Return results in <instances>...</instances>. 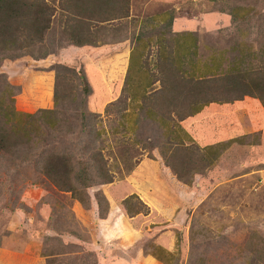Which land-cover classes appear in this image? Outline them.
Wrapping results in <instances>:
<instances>
[{
	"label": "rangeland",
	"instance_id": "374dc122",
	"mask_svg": "<svg viewBox=\"0 0 264 264\" xmlns=\"http://www.w3.org/2000/svg\"><path fill=\"white\" fill-rule=\"evenodd\" d=\"M45 2L52 8L51 24L42 40L24 49L20 58L0 59V91H11L19 114L53 108L54 74L67 79L70 67V37L87 36L74 21L76 17L63 8L64 1ZM220 7L219 2L210 0H128L127 16L98 25L91 45L125 38L124 46L104 56L115 60L107 64L111 73L118 76L121 68L123 57L117 51L125 52L130 46L137 53L134 68L147 57L142 68L154 72L156 46L149 48L154 37L149 35V45L141 46L150 25L158 28L168 12L173 17L172 33L195 36L200 60L205 57L206 61L212 50L225 49L228 41L242 39L252 48L264 43V25L258 20L218 29L217 15L229 21L226 14L217 12ZM260 8L264 15L262 3L256 7ZM203 13L216 15L201 21ZM163 38L168 39L166 35ZM128 60H124L125 66ZM42 65L47 68L42 69ZM124 81L123 76V84L117 86V79H113L100 103L96 93L85 98L89 115L83 123L98 136L84 130L80 145L90 141L99 147L112 166L114 178L109 184L86 190L87 208L67 192L55 189L30 164L0 151V264H261L258 254L250 252L264 248V109L259 101L243 97L209 104L183 120L171 116L179 128L163 121L169 125L166 129L176 131L173 141H168L160 136L168 130L161 129L151 117L145 118L138 100L129 102L124 97ZM64 107L62 123L53 134L55 149L78 141L76 108ZM126 112L136 116H127L125 122L120 116ZM174 138L181 146L172 158ZM208 147L216 152L210 163L202 160ZM160 150L175 171L160 158ZM98 191L108 204L101 220L94 200ZM129 195L144 204L146 214L124 210L120 202Z\"/></svg>",
	"mask_w": 264,
	"mask_h": 264
},
{
	"label": "trees",
	"instance_id": "16d2710c",
	"mask_svg": "<svg viewBox=\"0 0 264 264\" xmlns=\"http://www.w3.org/2000/svg\"><path fill=\"white\" fill-rule=\"evenodd\" d=\"M61 1L65 2L63 8L68 9L69 15L75 16L78 20L74 21L80 24L82 30L87 31V36L70 37V45L92 44L98 25L121 20L127 16L128 0ZM210 1L221 4L217 12L229 17L230 26L235 27L237 22L248 23L251 20H258L260 26L264 25L261 8L259 11L256 9L260 3L264 5L263 0ZM51 10L50 4L45 0H0V59L20 58L24 49L32 47L35 41L40 42L44 32L50 27ZM115 12L118 15H115ZM171 14V12L163 14L165 19L160 22L158 28H155V24L150 25L151 31L147 33L146 43L141 46L149 45L152 38L149 35L154 37L149 45V48L156 46L152 62L154 72H151L149 67L142 68L147 57L134 68L137 53L130 51L122 88L124 97L128 98L129 102L138 100L141 103H138L140 113L145 118L151 117V120L157 122L163 130L169 128V125L166 126L167 121L172 123V128H179L171 121V116L172 119L183 120L199 113L203 107L212 103H228L250 97L257 99L264 109V43L261 42L257 48H252L242 39L228 41L225 49L212 50L206 61L205 57L200 60L197 55V40L192 33L170 31L173 19ZM69 28L71 31L75 29ZM155 29L157 30L154 31ZM164 35L167 36V41L164 40ZM139 38L137 37L135 41ZM8 53L16 54L7 55ZM66 74L67 79L61 74H54L53 108L38 110L34 114H19L12 104L11 91L6 89L0 91V151L30 164L55 189L67 192L72 200L87 208L89 199L86 190L111 183L114 179L113 170L103 158L99 147L92 146L90 141L82 145L83 148L80 145L81 133L84 130L89 135L94 133L96 137L98 136V132H93L83 123L89 115L84 104L90 88L82 71L68 67ZM73 78L79 84V91ZM157 86L159 87L156 89ZM65 104L73 105L78 113L79 125H76L79 127L76 136L78 141L76 144L68 142V147L65 144L59 145L55 149L53 145L56 137L53 134L59 130L62 123L60 115L66 112ZM112 105L113 103L108 106ZM107 110L109 107H106ZM127 113L120 116L125 122L128 120H125L127 116H136L133 112ZM118 125H121V121ZM174 129L168 132L161 131V138L173 141L172 134L176 132ZM175 139L173 152L170 153L172 158L181 146ZM212 153L216 155L213 148L208 147L205 156L202 157L203 162L210 163ZM159 155L166 166L175 171L162 150L159 151ZM94 200L98 218L101 220L107 212V201L99 191L94 193ZM120 203L126 212L134 215L146 214L147 208L134 195L127 196ZM130 203L132 206H129ZM109 212L111 213L112 209ZM250 252H256L258 262L264 264V248L260 247L258 251Z\"/></svg>",
	"mask_w": 264,
	"mask_h": 264
},
{
	"label": "crops",
	"instance_id": "0c3cea01",
	"mask_svg": "<svg viewBox=\"0 0 264 264\" xmlns=\"http://www.w3.org/2000/svg\"><path fill=\"white\" fill-rule=\"evenodd\" d=\"M204 14L205 13L199 15L201 18V21L204 17H214L216 15V14H211V13H206L205 15ZM217 18H220V20H217L218 22L215 23V24H219V26H217L218 29H227L230 26L229 24L230 20L226 21L225 18L221 17L220 15H217ZM205 20H207V18ZM201 21H200V24H201ZM176 22H174V24ZM173 30L175 31V27H173ZM124 39L118 42H115V43H102L98 45L97 44L96 45H91V44L70 45L68 44V66L76 70L82 71L85 77V80H87V82L89 83V88H91L90 92H92V94L96 93L97 98L99 99L98 101L99 103L102 102V100L106 98L107 93L109 92L108 87H111L112 80L116 78L117 79L116 84L117 86H120L123 76L125 77L126 75L127 65L125 66L124 60H126V58L128 59L131 46L129 47V50L126 49L125 52L117 51V55H121L123 57L122 58L123 60H120L121 68L119 70L118 76L113 75L111 71L109 70V68H107V64L115 63V60L113 61L107 60L104 57L106 54H108V52H110L114 48H117L119 45L124 46L125 45ZM127 39L130 41L129 38ZM111 56L115 57V55H111ZM41 67L42 69L47 68L46 65H42ZM109 263H111V261L105 262L103 264H109Z\"/></svg>",
	"mask_w": 264,
	"mask_h": 264
}]
</instances>
